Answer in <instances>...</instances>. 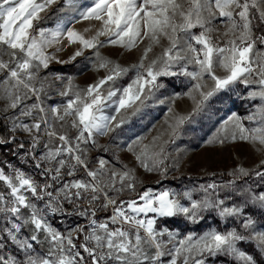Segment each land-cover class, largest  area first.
I'll list each match as a JSON object with an SVG mask.
<instances>
[{
  "label": "snow or ice",
  "instance_id": "snow-or-ice-1",
  "mask_svg": "<svg viewBox=\"0 0 264 264\" xmlns=\"http://www.w3.org/2000/svg\"><path fill=\"white\" fill-rule=\"evenodd\" d=\"M54 5L71 15L40 27ZM80 20L99 21L100 27L85 38L69 26ZM197 28L198 33L193 31ZM65 37L80 46L69 61L47 52ZM162 40H167L166 47ZM145 41L139 63L130 68L99 52L105 45L131 50ZM154 46L162 52L145 64ZM85 49L93 51V70H107L94 83L81 88L71 77L57 74L55 81L62 85L57 88L42 74L53 60L69 63ZM190 65L194 70L189 71ZM133 70L129 84L122 90L115 86ZM180 76L194 82L184 93L192 110L168 124L169 139L158 151L145 145L137 153L134 144L141 138L128 145L139 167L166 177V145L174 142L181 126L214 98L241 85L249 111L244 116L232 112L224 125H231L233 142L264 151V0H94L91 5L80 0H0V149L7 148L34 169V174L26 173L0 160V186L5 189L0 191V264H215L221 256L256 264L238 244L254 243L264 254V224L258 225L247 211L251 206L264 213V186H245L253 175L264 181V159L254 169L237 166L223 184L141 193L135 170L116 167L119 158L115 164L91 158L93 149L108 150L98 137L130 122L147 101L167 89L166 78ZM53 92L60 102L52 100ZM109 108L114 114H105ZM158 139L153 137V147ZM80 173L84 175L78 178ZM125 193H135V198L121 199ZM109 210L110 216L97 218ZM213 214L221 221H238L241 231L209 226L202 233L188 229L181 235L170 226L182 220L199 227ZM73 216L87 223L64 231L51 223ZM9 245L14 254L7 251Z\"/></svg>",
  "mask_w": 264,
  "mask_h": 264
},
{
  "label": "rangeland",
  "instance_id": "rangeland-1",
  "mask_svg": "<svg viewBox=\"0 0 264 264\" xmlns=\"http://www.w3.org/2000/svg\"><path fill=\"white\" fill-rule=\"evenodd\" d=\"M81 4L91 5L94 0H80ZM61 5H54L49 12V18L40 24V27H49L55 24L58 17L70 16V12L61 13L58 9ZM74 30L80 32L85 38H90L95 34V31L100 27V22L95 20H80L78 23L70 24ZM219 27V25H217ZM89 29V31H85ZM193 31L199 32L200 29H194ZM220 31H223L222 27ZM101 40H105L106 37H100ZM167 40H162L161 44L167 46ZM147 46V41L139 44L137 47L131 50H126L123 47L105 45L99 49L102 56L107 57L115 63H118L122 67H131L134 64H138L140 57L143 54L144 47ZM78 43L69 44L65 37L59 44L53 45L47 49V52L52 54L56 59L61 61H69V58L73 56L74 52L79 48ZM60 48L62 50L57 51ZM162 52L161 46H154L152 51L148 54L147 64L151 59L155 58ZM95 57L93 51L89 49L84 50V55L76 57L75 60L60 64L56 60H53L49 66V69L42 74L49 77L51 81L55 83L57 88H61L62 85L55 81L57 74L64 77H71L73 82L81 88H85L88 84L94 83L97 79L107 74L106 69L99 71L93 70V61ZM194 65L189 66V71L194 70ZM136 72L130 71L127 75L123 76L116 82V87L123 89L124 86L129 84L132 79L135 78ZM84 78H88L85 79ZM169 81V86L166 90L156 93V96L146 102V106L134 117L131 121L125 123L120 129L110 136L98 137V142L108 149L96 150L91 152V158L93 160L97 158H104L115 164L116 159L119 158L121 164H117V168H121L122 165H127L130 169L135 170V174L138 177L140 184L138 189L151 188L154 192L162 190L170 191H182L194 186H199L202 183L216 182L223 184L231 179L227 174L236 168L237 166H243L248 169H254L260 163L261 159H264V151H255L250 143L236 140H231V125L225 127L224 122L228 119V116L232 112H236L241 116H244L249 111V104L242 99L246 92L243 90V86H239L235 91L220 95L209 102L206 108L197 113L191 121H186L180 129L179 135L175 137L174 142L166 145V151L168 159L166 163L170 166L168 175L161 177L155 172H146L143 168L139 167L135 156L132 151L128 150V145L137 141V138H141L138 143L134 144V149L137 153L140 152L145 145L149 146V151H158L159 145L169 139L168 133L171 129L168 124L174 123V118L181 115H187L191 112L193 102L188 99L184 93L194 83L190 79L180 76L166 78ZM66 82V81H65ZM83 82V83H82ZM107 89H105L106 94ZM179 94L177 98L172 99L173 94ZM52 100L54 102H60L61 98L53 92ZM163 100L165 103H160ZM171 107L173 111L168 112V108ZM123 111V110H122ZM131 111V110H129ZM105 114H114V109H106ZM247 123V122H245ZM164 133V135H161ZM153 137H159L156 146H152ZM221 139L224 143H221ZM211 141V142H210ZM256 147H260L258 144ZM0 160H3L0 158ZM8 160L11 164L22 168L26 173L34 174L33 165L31 163L22 164L20 158L11 155ZM178 166V167H177ZM7 172L8 169L5 168ZM227 176L226 178L223 177ZM83 173L78 175V178L83 177ZM37 180L41 177L35 176ZM247 179V185L253 189L259 190L261 186H264V181H261L256 176H250ZM155 182V184H154ZM243 184V181L240 182ZM0 191L5 189L0 186ZM135 198V193H125L121 196V199ZM239 203V197L235 198ZM247 211L252 212L254 218L259 224H264V213L256 212L251 206ZM111 215V210L107 213H98L97 218L103 220L106 216ZM218 219L225 231L226 229L236 228L241 231L238 221L229 219L227 221H221L219 217L214 218V214L210 215L208 219L199 227L195 225L186 226V229L180 230L178 226L173 223L171 228L173 231L179 232L181 235L185 234L188 229H193L198 233L206 231L209 226L216 227L212 224V221ZM182 221V220H180ZM51 223L61 231H64L70 226L76 223H87L83 218L71 217L70 219L64 217H56L51 220ZM242 243V242H241ZM238 244L243 251L247 252ZM245 243H250L245 241ZM256 251H260L256 248L254 243H251ZM38 251H41L39 246ZM46 250V249H44ZM7 251L9 253H15V247L9 245ZM253 256V255H252ZM260 256L264 259V254L260 253ZM220 257L215 259V264H240L232 257L221 256L223 260H219ZM256 264H259L256 262Z\"/></svg>",
  "mask_w": 264,
  "mask_h": 264
},
{
  "label": "trees",
  "instance_id": "trees-1",
  "mask_svg": "<svg viewBox=\"0 0 264 264\" xmlns=\"http://www.w3.org/2000/svg\"><path fill=\"white\" fill-rule=\"evenodd\" d=\"M11 155L12 154L8 151L7 148L0 149V158L10 159ZM223 175H224L223 177H225V178L227 177V176H225V174H223ZM154 184H155V182H154ZM138 190L141 193L143 192V189H141V188ZM175 224L178 226V228L180 230H184V229H186V226H190V225H186L183 221H180V220L175 222ZM212 224L215 225L216 227H218L220 230L223 229V225L218 219L213 220ZM82 241H83V237L81 236L78 240V243L82 242ZM241 246L243 247V249H245L247 252H250L253 255V257L257 263L264 264V259L260 256V253L255 250V248L253 247V245L251 243L242 242ZM219 260H223V259L220 257Z\"/></svg>",
  "mask_w": 264,
  "mask_h": 264
},
{
  "label": "bare ground",
  "instance_id": "bare-ground-1",
  "mask_svg": "<svg viewBox=\"0 0 264 264\" xmlns=\"http://www.w3.org/2000/svg\"><path fill=\"white\" fill-rule=\"evenodd\" d=\"M85 79H88V78H84V80H85ZM82 83H83V82H82Z\"/></svg>",
  "mask_w": 264,
  "mask_h": 264
}]
</instances>
